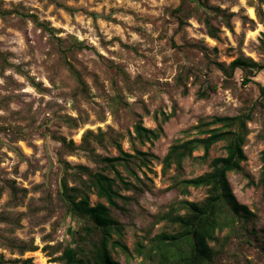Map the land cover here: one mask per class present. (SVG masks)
I'll return each instance as SVG.
<instances>
[{
	"label": "rangeland",
	"instance_id": "obj_1",
	"mask_svg": "<svg viewBox=\"0 0 264 264\" xmlns=\"http://www.w3.org/2000/svg\"><path fill=\"white\" fill-rule=\"evenodd\" d=\"M257 10L264 12V0H0V238L38 248L21 254L0 239V254L32 257L36 264H65L55 259L69 244L79 257L94 254L100 232L75 235L88 222L73 214L61 190L66 175L70 187L88 179L69 166L66 173L64 162L114 176L81 147L89 131L102 157L118 156L115 141L126 152L156 156H148V167L139 160L132 164L146 187L122 191L131 199L113 210L123 225L113 239L133 251L137 240L147 244L148 237L174 230L158 214L181 199L200 202L207 192L190 187L184 195L172 187L174 166L162 172L169 147L200 136L193 127L202 119L250 113L243 172L228 177L237 199L256 213L249 227L260 239L233 237L216 264H264V199L256 185L263 165L264 69L245 84L242 70L228 75L216 63L228 66L245 56L264 64V16ZM139 121L161 128V135L140 142ZM55 136L73 140L75 147H63ZM225 144L213 145L210 158L225 155ZM202 154L200 149L194 156ZM117 169L133 180L122 165ZM209 170L189 158L180 177ZM90 202L106 204L95 191ZM108 249L121 264H150L111 242Z\"/></svg>",
	"mask_w": 264,
	"mask_h": 264
},
{
	"label": "trees",
	"instance_id": "obj_2",
	"mask_svg": "<svg viewBox=\"0 0 264 264\" xmlns=\"http://www.w3.org/2000/svg\"><path fill=\"white\" fill-rule=\"evenodd\" d=\"M200 3L202 0H198ZM219 11L220 8H216ZM225 13V12H222ZM257 15L263 19V10H257ZM34 17V16H33ZM210 35L217 37V32L210 26ZM217 65L228 75H232L240 69L245 73L244 83L252 81L256 74L264 69V64L255 61L251 57L240 56L230 62L228 66L224 63L216 62ZM260 107L264 110V85L261 86ZM199 95H205L200 93ZM250 113L240 116H213L209 120L202 119L193 128L200 136L186 140H177L162 158V172L166 175L174 166L176 174L173 176L172 187L180 190L184 195L189 193V188L205 187L207 195L200 201L181 199L172 203L166 212L157 216L158 221H164L174 227V230H164L148 237V243L137 240L134 250L120 239H113L112 234L122 235L123 225L113 215L114 209H124V205L131 199L122 191H142L146 184L144 180L133 169L132 164L139 160L142 166L148 167L149 155L140 150L130 153L122 149L121 144L115 141L119 152L115 157H102L95 153L91 146L89 136L92 132H87L81 147L86 150L95 160L106 163L114 176L103 172H94L85 165H66L70 169H77L79 172L88 175L87 180H83L79 186H68L67 175L62 178L61 190L64 201L76 217L88 222L75 235H81L84 231L91 235L95 231L101 234L99 244L96 245L94 254L90 257H79V249L69 244L65 247L63 254L55 260H63L65 264H121L114 260L109 252L108 243L112 247L119 248L125 255L131 257L133 253L142 257L143 261L150 264H216L225 246L233 237H241L243 241L251 242L252 236L258 240L259 234L256 229L250 228L249 224L256 218V213L246 204L241 203L233 189L228 177L229 172H243L242 163L247 160L244 146L250 133L248 121ZM162 133L161 128L150 129L139 121L135 125V138L140 142L157 139ZM63 147H75L73 140L67 141L64 136H55ZM264 137V136H263ZM224 141L226 154L219 157L210 158V150L213 145ZM100 142L102 139L100 138ZM202 149L201 156H194V153ZM189 158L198 159L202 164H208L210 170L190 178H182L184 172V162ZM263 165L257 186L262 187L264 199V150L261 156ZM140 164V165H141ZM117 165H122L124 169L133 177V180L125 177L118 169ZM249 178L248 174H244ZM254 184L249 178L248 185ZM95 193L106 200V204L99 202L91 205L90 193ZM222 233H225L223 236ZM78 237V236H77ZM80 237H78L79 239ZM1 244L19 249L21 254L25 251L38 249L37 246L29 244H16L8 238H0ZM77 240V239H76ZM264 245V236L262 238ZM0 264H36L32 257L7 259L0 254Z\"/></svg>",
	"mask_w": 264,
	"mask_h": 264
}]
</instances>
